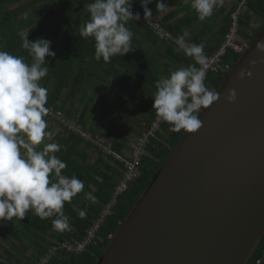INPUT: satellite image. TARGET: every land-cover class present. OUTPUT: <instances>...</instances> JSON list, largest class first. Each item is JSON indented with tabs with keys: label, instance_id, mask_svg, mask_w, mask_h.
Masks as SVG:
<instances>
[{
	"label": "trees",
	"instance_id": "obj_1",
	"mask_svg": "<svg viewBox=\"0 0 264 264\" xmlns=\"http://www.w3.org/2000/svg\"><path fill=\"white\" fill-rule=\"evenodd\" d=\"M93 2L0 0V51L23 57L30 64L32 58L22 47L25 34L30 42L37 38L51 41L50 51H55L56 55L46 57L48 74L39 81L40 86L48 91L45 107L49 113L44 119L48 123L45 131L51 132V136H46L36 148L42 150L46 144H60L61 150L50 155L54 154L66 162L67 167L62 170V175L75 176L84 183L83 191L74 196L71 202H65L63 207L71 230H53L51 221L56 218L55 215L40 219L33 215L32 210L22 219L13 217L11 220H0L2 264H36L51 247L57 250L48 264H97L111 236L185 132H173L168 123L163 124L157 138L146 147L138 165V178L118 197L112 214L98 232L99 240L96 244L90 245L82 253L67 252L60 247L63 243L84 238L92 222L99 217L109 201L122 176L124 162L105 154L90 141L69 131L52 115L61 114L91 135L105 139L113 153L126 159L137 137L156 118L155 109H152L155 83L161 77L169 76V64L156 60L158 56L139 57L136 43L131 44L132 51L123 56L114 55L109 62L95 60L94 38H83L80 35V27L90 19L87 6ZM138 10L144 15L141 6H138ZM246 11L241 15L238 32V42L242 45L251 44L264 28V0L248 1ZM250 15L262 19L257 28L250 27ZM138 23L146 30L144 36L154 41L156 51L163 54L170 63L178 67L183 65L184 68L195 63L191 57L177 51V46L153 35L142 17L139 20L130 19L125 25L135 39L140 33ZM229 24L230 15L225 19V27L219 32L220 38L223 39ZM167 30L175 38L181 35L171 28ZM241 54L228 53L224 63L232 68ZM137 56L143 61L145 69L136 66ZM225 75L208 74L206 86L215 90ZM133 85L139 86V95L137 92H128ZM54 127L58 129L57 132H54ZM86 193H91L95 202L86 199ZM80 211L86 213L84 217L79 216ZM257 260H262L264 264V236L248 264H254Z\"/></svg>",
	"mask_w": 264,
	"mask_h": 264
},
{
	"label": "water",
	"instance_id": "obj_2",
	"mask_svg": "<svg viewBox=\"0 0 264 264\" xmlns=\"http://www.w3.org/2000/svg\"><path fill=\"white\" fill-rule=\"evenodd\" d=\"M264 28L184 132L97 264H248L264 236ZM250 61H255L250 66ZM244 69L250 77L237 78ZM234 89L236 99L224 96Z\"/></svg>",
	"mask_w": 264,
	"mask_h": 264
},
{
	"label": "clouds",
	"instance_id": "obj_3",
	"mask_svg": "<svg viewBox=\"0 0 264 264\" xmlns=\"http://www.w3.org/2000/svg\"><path fill=\"white\" fill-rule=\"evenodd\" d=\"M132 2L94 0L87 6L90 19L80 27V35L94 38L95 60L109 62L112 56H123L133 50V33L125 25L130 19L139 20L140 15L132 13ZM152 2L140 0L145 19L152 15L147 7ZM217 4L218 0H190L191 9L201 21L213 14ZM166 7L163 0H156L157 10L163 11ZM187 37L189 33L184 31L175 38L176 50L195 63L155 83L152 109L159 120L171 126V131L194 133L202 126L199 113L216 102L220 93L205 84L208 58L204 44L192 43ZM50 44L51 41L43 38L30 42L26 33L22 47L32 58L30 64L23 57L0 51V220L22 219L32 210L40 219L55 215L51 221L53 230L63 232L71 230L69 218L63 211L64 204L83 191L84 183L75 176L62 175L66 162L50 155L61 150L60 144L49 143L42 150L36 148L46 136H51V132L45 131L48 123L44 119L49 113L45 107L48 91L39 84L48 74L46 57L56 55L55 51H50ZM256 48L264 52V42H257ZM249 63L251 66L255 61ZM250 76L251 71L243 68L237 73L238 79ZM224 99L234 102L235 90L228 89ZM85 196L95 202L91 193ZM85 214L79 212L80 217Z\"/></svg>",
	"mask_w": 264,
	"mask_h": 264
},
{
	"label": "built area",
	"instance_id": "obj_4",
	"mask_svg": "<svg viewBox=\"0 0 264 264\" xmlns=\"http://www.w3.org/2000/svg\"><path fill=\"white\" fill-rule=\"evenodd\" d=\"M248 1L250 0H241L239 2L238 7L230 15V25L224 34L221 44L214 53L206 55L208 58L207 67L205 69L206 78L210 73H228L231 67L229 64L224 63L225 57L230 52L243 53L244 49L247 47V45H242L238 42V32L243 8L246 6ZM131 11L135 14L139 13L132 5ZM144 21L151 28L156 37L177 46L174 42L175 38H173L169 32L163 29L159 23L147 19H144ZM52 116L55 118V120L63 123L69 131H73L84 139L90 141L105 154L113 156L115 159H121L124 162L122 176L115 186L109 201L103 207L99 217L92 222L90 228L86 231L84 238L81 241L63 243L60 246L67 252L82 253L87 249V247L96 244L97 240H99V230L101 229L107 217L112 214L113 208L117 204L118 197L125 193L129 189L130 185L138 178V165L145 154L146 147L149 145L151 140L157 138V135L161 132L162 126L165 122L159 120L156 116V118L150 123L149 127L142 131V133L137 137L130 152L127 153V158L122 159L120 156L112 152L111 147L107 145L101 137L91 135L90 133L83 130L80 125L73 121L66 120L61 114ZM56 250L57 249L53 247L49 248L47 252L39 259L37 264H48L50 259L56 254ZM254 264H262V260H257Z\"/></svg>",
	"mask_w": 264,
	"mask_h": 264
},
{
	"label": "crops",
	"instance_id": "obj_5",
	"mask_svg": "<svg viewBox=\"0 0 264 264\" xmlns=\"http://www.w3.org/2000/svg\"><path fill=\"white\" fill-rule=\"evenodd\" d=\"M238 1L239 0H218V4L214 8L213 14L210 17H207L205 20L201 21L198 18L197 13L193 9H191L190 0H187V2L186 0H163V2L167 4V7L163 11L156 9V0H153L152 3L147 5V7L152 10V15L146 19L159 23L160 26L167 32H169L167 30L169 28L181 35L184 31H187L189 33V37H187V39L192 43H203L204 52L206 55H208L214 53L221 44L223 39L220 38L221 35L219 32L223 27H225V19L227 18V16L231 15V13L234 12L241 0L239 2ZM131 5L139 12L140 18L142 17V19L144 20V15H142V13L138 10V6H140V0H133ZM245 11L246 6L243 8V12ZM247 14L249 15V13ZM250 16V27L252 29L257 28L262 23V19L255 15ZM253 21H255L256 24H253ZM149 29L151 30L150 27ZM138 30L140 33L136 37V39L132 37L131 44H137L138 47L136 53L139 55V57L147 58L149 55H151L152 57L158 56L159 59L155 58L156 60L169 64V74L179 68L185 67L183 65H180L178 67L177 65L170 63L168 59H165L163 54L158 53L156 51V45H154V41H151V39L144 36L146 30L139 23ZM171 36L175 38L172 34ZM139 57L137 56L136 66L145 69V66H143L142 64L143 61H140ZM166 63L163 64L166 65ZM128 92H137V94L139 95V86L133 85L131 88H129Z\"/></svg>",
	"mask_w": 264,
	"mask_h": 264
},
{
	"label": "rangeland",
	"instance_id": "obj_6",
	"mask_svg": "<svg viewBox=\"0 0 264 264\" xmlns=\"http://www.w3.org/2000/svg\"><path fill=\"white\" fill-rule=\"evenodd\" d=\"M253 24H256V22L253 21ZM244 50H245V49H244ZM226 74H227V73H226ZM53 126H54V125H53ZM54 130H55L54 132H57L58 129H57L56 127H54ZM102 139H103V138H102ZM103 140L106 141L105 139H103ZM128 153H129V152H128ZM36 264H37V263H36Z\"/></svg>",
	"mask_w": 264,
	"mask_h": 264
}]
</instances>
